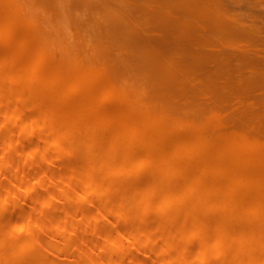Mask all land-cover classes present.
<instances>
[{
    "label": "bare ground",
    "instance_id": "6f19581e",
    "mask_svg": "<svg viewBox=\"0 0 264 264\" xmlns=\"http://www.w3.org/2000/svg\"><path fill=\"white\" fill-rule=\"evenodd\" d=\"M209 4L210 24L219 38L262 33L241 22L223 0H209ZM31 6L28 0H0L1 40L6 44L16 36L24 42L34 40L24 65L17 62L15 51L0 50V189L10 186L3 193L11 192L19 203L13 210L0 209V264H64L49 251L54 245L43 235L48 226L51 233L61 230L62 253L73 258L68 264H119L125 261L119 238L121 244H147L138 225L148 217L139 218L137 213L150 216L154 210L160 216L146 235L157 254L151 264H264V140L228 130L218 116L212 127L186 123L180 129L181 123L166 105L126 90L101 65L57 61L41 40L37 26L42 18ZM32 27L35 31L29 30ZM22 68L28 75L20 74ZM11 90L16 96L5 97ZM45 125L36 140L29 139ZM55 147L61 148L62 155L79 154L68 166L49 173L53 165L49 156H55L49 150ZM16 148L20 155L9 160ZM148 164L150 173L136 178ZM32 167L38 169L30 185L27 170ZM98 168L103 177H112L111 183L84 176ZM48 179L50 185L42 187ZM117 179L122 182L107 201L106 192ZM21 193L26 200H20ZM34 195L35 206L30 209L27 198ZM59 197L63 205L47 212ZM76 202H90L91 207L81 208ZM214 213L190 227L185 224L190 218ZM110 214L117 216L115 223L109 222ZM90 221L97 227L109 224L88 234ZM121 222L128 225L120 235L116 227ZM156 231L169 246L156 242ZM76 238L75 251L87 252L86 256L69 255ZM38 244L43 248L34 250ZM192 244L193 259L187 247ZM26 256L28 260L23 259ZM125 259L148 264L133 256Z\"/></svg>",
    "mask_w": 264,
    "mask_h": 264
},
{
    "label": "rangeland",
    "instance_id": "374dc122",
    "mask_svg": "<svg viewBox=\"0 0 264 264\" xmlns=\"http://www.w3.org/2000/svg\"><path fill=\"white\" fill-rule=\"evenodd\" d=\"M28 1L42 18L37 26L41 40L47 52L54 55L57 61H82L84 64L101 65L126 90L138 91L142 96H150L155 102L166 105L181 123L180 129H184L182 127L186 123H194L198 128L212 127L215 116H218L228 130L248 132L264 140V0H223L228 10L236 14L241 22L250 24L254 31H262L261 34L248 32L228 40L219 38L210 24L209 0ZM29 30L35 31V27ZM61 42L67 48V56L63 54ZM33 45L34 40L24 42L20 36L14 37L7 44L0 38V50L8 47L15 51L17 62L23 65L29 59ZM48 58L46 61L49 62L51 59ZM20 74L28 75V70L22 68ZM5 84L9 85L11 81L6 80ZM15 96L16 91L12 90L5 94L7 98ZM176 120L172 123L175 126ZM46 129V125L38 128L29 139L36 140L38 134ZM50 152L55 156H49V159L53 158L49 173L68 166L79 154V151H73L62 155L59 147L51 148ZM19 155V149L16 148L10 152L8 159L13 160ZM36 169L38 167L27 170L31 174L30 185ZM150 171L151 166L148 164L136 178H145ZM84 176L96 182L112 181L111 176L103 177V171L99 168L93 174ZM121 182V179H117L112 183V190L106 192L107 201L108 198L113 199V189L119 187ZM41 185L48 187L50 179ZM9 188L6 185L0 189V209L9 206L13 210L19 204L13 200L11 192L3 193ZM76 190L82 192V188ZM90 192L93 193L92 190ZM58 199L59 202L52 203L47 212L51 213L63 205V200L60 197ZM20 200H26L24 193H21ZM6 201L8 203L4 205ZM27 202L32 209L36 202L35 195L28 197ZM77 205L81 208L91 207L90 202ZM174 208L176 204L168 208L169 213L166 214H170ZM137 212L135 210L134 213ZM216 213L190 218L185 224L190 227L197 219L205 220ZM137 214L142 219L148 217L146 223L138 225L139 232L145 234L142 240L147 244L135 241L121 244L119 236L120 256L125 260L119 264H135L125 259L126 256H133L148 264L156 258L153 244L147 240L146 235L152 231L153 220L160 214L155 210L150 216L143 211ZM116 218L113 214L108 216L111 223H115ZM77 220L82 223L80 218ZM105 225L97 227L95 222L90 221L87 233L101 232ZM127 225V222L118 223L116 228L120 235ZM61 233V230L51 233L48 226L43 235H46L50 245H54L49 251L63 259L64 264H68L73 258L62 253L63 246L59 240ZM154 237L159 244L169 246L170 242L161 232H154ZM174 238L184 239L183 236ZM137 239L141 240L139 237ZM78 241L76 238L70 244V256H86L87 252L75 251ZM187 247L193 259L195 244ZM42 248L38 244L33 249ZM168 255L167 252L165 256ZM23 259L28 260L29 256Z\"/></svg>",
    "mask_w": 264,
    "mask_h": 264
}]
</instances>
